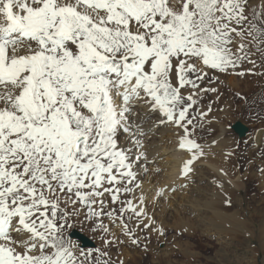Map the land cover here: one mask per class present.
<instances>
[{"label":"snow or ice","instance_id":"1","mask_svg":"<svg viewBox=\"0 0 264 264\" xmlns=\"http://www.w3.org/2000/svg\"><path fill=\"white\" fill-rule=\"evenodd\" d=\"M257 54L264 0H0V264H93L71 234L85 213L105 247V219L138 246L135 229L163 236L138 178L145 110L182 133L187 177L209 72Z\"/></svg>","mask_w":264,"mask_h":264},{"label":"rangeland","instance_id":"2","mask_svg":"<svg viewBox=\"0 0 264 264\" xmlns=\"http://www.w3.org/2000/svg\"><path fill=\"white\" fill-rule=\"evenodd\" d=\"M257 2L261 1L256 0L254 3ZM253 59L256 60L255 67L250 63H244L235 71L227 73L209 72L211 83H205L202 87L216 88L217 92L201 94L200 107L197 111H208L209 107L212 111L208 113L205 120L197 125L195 131L197 142L204 144L214 140L222 129L225 131L223 140L232 144L229 149L231 152L229 154L231 157H228L229 161L235 167V170L238 167V171L244 176L243 188L239 190L240 195L235 200L231 199V202L235 204L234 211H238L242 215L241 218L248 217V215H260L261 211L264 210V192L255 180V175L261 174L259 165L264 166V135L259 134L261 127H264V60L260 58L259 54L254 56ZM248 69H252V71L249 72ZM239 72H244V75H238ZM227 78L237 80L244 78L252 89L241 98L235 91L230 92L229 88L225 87ZM237 122L248 128L246 137L238 138L232 130L233 125ZM257 135L263 136V143L260 146H257L254 141ZM213 155L217 159H221L222 156L227 157V150L220 147L214 150ZM147 175L148 173L143 175L144 181H147ZM154 175L155 178L152 179L155 183L154 186H162V171L157 170ZM205 177L206 181L201 185V188L206 193H210V196L213 194V198L211 196V198L204 199L189 194V192L186 194L188 197L183 198L180 195L181 192L176 189L172 192V195L179 196L177 199L180 201L175 205V208L179 210L182 206L184 210L189 212L187 207L190 205L202 204L204 201L210 203L209 200L219 202L214 197L218 189L216 175L207 172ZM179 203H182V205H179ZM155 209V207H152L153 214L151 217L153 216L152 218L155 221L152 228L163 226L164 235L157 238L151 228L143 231L135 229L141 241L139 246L133 244L124 233L121 232V235H117L115 233L116 228L118 230L120 228L110 224L105 219L104 223L115 234V238L111 235L108 236V239H113V243L105 247L104 233L96 229V225L92 220L86 218V213L74 221L71 230L72 239L80 245L85 253L89 254L88 258L93 264L96 260L103 264V261L109 258H111L113 264H119L120 260L123 261V264H157L154 259L158 256L157 254L164 251L170 253L167 258L170 259V262H161V264H264V245L261 244V239L264 237V226H257L256 228L250 226L252 231L249 235L253 238L243 235L245 230H239L237 241H232L229 236L225 244H220L223 237H219L211 227L210 219L213 216L211 210L203 211V217L207 220L199 222L200 225L205 224V226L199 227L205 228L207 226L206 228L211 230L212 233L211 231L201 233L196 230V233L192 234L193 227L196 226H189L191 223L189 219L194 218L195 215L184 212L187 215L182 216L172 211L157 214ZM209 209H211L210 205ZM181 217L185 220L183 223L180 221ZM145 222L147 223V221ZM134 223V221L129 222V226L134 227ZM112 226H114V229H112ZM140 227L143 228V225ZM145 245H147V249H145ZM97 249L107 251L108 256L100 255Z\"/></svg>","mask_w":264,"mask_h":264},{"label":"bare ground","instance_id":"3","mask_svg":"<svg viewBox=\"0 0 264 264\" xmlns=\"http://www.w3.org/2000/svg\"><path fill=\"white\" fill-rule=\"evenodd\" d=\"M255 1L256 0H252L253 6L259 5L261 3H254ZM225 87L229 88L228 90H230V92L235 91L236 94L240 95L241 98H243L244 95H246L249 90L252 89L249 87L248 83L245 82L244 78L238 80L234 78H227ZM143 118L148 121L145 127L151 128V132L142 140L144 145L142 151L146 153L147 160L143 162L145 166L139 168L138 178L142 182V191L146 200V211L151 219H153V216L151 217L153 214L152 207L156 208L155 211L157 214L170 213L172 211L177 215L183 216L189 214L190 212L192 213L191 215H195L194 218L189 219L191 220L189 226H196L193 227L194 231L192 234L194 232L196 233V230L200 231L201 233H209L211 230L207 229V226L205 228H200L199 226L203 227L205 224L200 225L199 222L207 220V218L203 217V211L211 210L213 214L210 219L211 227L217 232L219 237H223L220 244H225L226 239L229 236L230 239L232 238V241H237L239 238V230H245L243 235L252 237L249 235L252 231L250 226L254 228L257 226H264V210L261 211L260 215H248V217L244 218H241L242 215L238 211H234L235 204L231 202V199L235 200L240 195L239 190L243 188L244 176L238 171V167H236L237 170H235V167L229 161L228 157H231L229 155L231 154L229 149L232 147V144L229 141L223 140V135L225 133L224 130L221 129L220 134L214 140L204 144L200 143L203 146L204 155L193 161L192 165L190 166L192 171L187 177H185L182 174L183 166L186 161L191 158L192 153L187 149H181L179 147V130L169 124H159L155 115L146 110L144 112ZM237 124L245 127L240 122L234 124L233 127ZM247 133L248 132H246V135ZM179 134L182 135V133ZM259 134L264 135L263 126L261 127ZM246 135L243 136V138L246 137ZM262 135H257L254 139L257 146H260L263 143ZM237 136L239 137L238 134ZM220 147L227 150V157L222 156L221 159H217L215 158L216 154L215 156H212V153L215 149ZM259 167L261 174L255 175V180H257L256 184L264 192V166L259 165ZM157 170L162 171L163 177V179H161L163 185L161 183L162 186L158 185V187L154 186L155 183L154 180H152L155 178L154 173ZM207 172L212 173L217 177L216 180L218 189L214 197L219 200V202L209 200L210 203L204 201L202 204L197 203V205H190L187 207L189 212L184 210L182 206L179 208V210L175 208V205L178 204V201L180 200L177 199L179 196L172 195L173 189L180 191V195L183 198L187 196L186 194L188 192L189 194L196 195L204 199L207 197L211 198V196L213 198V194L210 196V193H206L201 188V185L206 181L205 173ZM146 173H148L147 181H144L143 175ZM161 189H163L164 192L162 195H158ZM140 194L141 190H137L135 195L139 197ZM179 205H182V203H179ZM209 205L211 209H209ZM196 217L200 218L197 219ZM194 220H196V222H194ZM180 221L183 223L185 220L181 217ZM156 227L162 228L163 226ZM112 229H114V226H112ZM116 230L117 231H115V233L119 235L121 230H118L117 228ZM215 231L213 232L215 233ZM153 233L157 238L161 236L156 231H153ZM262 241H264V237L261 239V244L264 245V242ZM169 254V252L164 251L157 254L158 256L156 255L157 257L154 260L157 264H161V262L169 263L170 259H167L170 256Z\"/></svg>","mask_w":264,"mask_h":264},{"label":"water","instance_id":"4","mask_svg":"<svg viewBox=\"0 0 264 264\" xmlns=\"http://www.w3.org/2000/svg\"><path fill=\"white\" fill-rule=\"evenodd\" d=\"M233 130L236 134L239 135V138H243V136L246 135V132H248V129L245 127H242L240 124H237L233 127Z\"/></svg>","mask_w":264,"mask_h":264}]
</instances>
